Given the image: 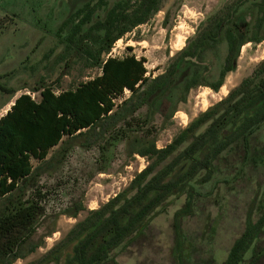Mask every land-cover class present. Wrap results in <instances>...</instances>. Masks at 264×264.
Masks as SVG:
<instances>
[{"label":"trees","instance_id":"obj_1","mask_svg":"<svg viewBox=\"0 0 264 264\" xmlns=\"http://www.w3.org/2000/svg\"><path fill=\"white\" fill-rule=\"evenodd\" d=\"M166 1L89 0L58 30L71 25L66 43L74 46V55L85 59L87 67H98L100 75L59 93L48 86L36 87L30 92L39 94L38 101L22 94L0 117V264L25 259L55 232L51 222L45 233H38L46 220V192L40 181L58 172L75 148L95 149L105 166L109 152L125 143L127 154L146 159L147 165L124 190L88 211L59 243L30 264L113 263L114 253L143 235L171 200L184 196L173 225L172 250L180 258L178 224L193 213L200 197L195 187L214 181L216 163L228 152L241 155L237 176L245 165L258 161L250 140L264 127V60L161 149L155 146L156 130L151 124L155 116L168 122L193 89L217 93L235 72L242 47L264 42V0H224L155 77H146L143 57L102 59L117 41L149 22ZM168 18L169 11L163 28ZM125 91L128 97H123ZM2 92L10 97L16 93ZM54 163L52 172L45 171ZM82 211L77 201L63 215L75 219ZM261 211L256 222L247 220L222 264H242L259 241L264 233V206Z\"/></svg>","mask_w":264,"mask_h":264},{"label":"rangeland","instance_id":"obj_2","mask_svg":"<svg viewBox=\"0 0 264 264\" xmlns=\"http://www.w3.org/2000/svg\"><path fill=\"white\" fill-rule=\"evenodd\" d=\"M88 1L0 0V106L10 99L2 89L18 91L16 96L30 95L37 101L39 94L30 92L36 87L48 86L59 93L100 75L98 67H87L85 59L74 55V46L66 43L71 25L58 30ZM223 3L224 0H167L149 22L117 41L102 59L130 54L143 57L146 77H155L166 69L168 59L183 48L197 25ZM168 11L167 26L163 28L164 15ZM262 60L264 42L243 46L235 72L225 78L217 93L205 88L193 89L186 103L178 106L168 122L163 123L155 116L151 125L156 130V148L168 145L189 121L225 98ZM128 96L125 91L123 97ZM1 115H4L3 110ZM58 148L52 149L47 159ZM125 148V143L114 147L107 155L105 166L99 162L95 149L75 148L58 172L51 176L46 174L41 179L40 185L46 192L43 203L46 220L38 233H45L51 222L55 232L45 238L33 254L14 264L39 260L75 223L82 221L88 211L98 209L129 185L145 168L147 160L135 154L128 155ZM250 148L257 152L258 161L245 165L240 176L237 171L242 165L241 155L228 152L216 163L218 174L214 181L195 187L200 197L196 198L193 213L185 215L178 224L182 240L180 258L178 252L172 250L176 242L173 225L175 212L185 202L184 196L171 200L150 222L143 235L114 253L113 263L109 264H222L247 220L256 222L264 206V127L252 136ZM32 164L36 166L35 162ZM55 166V163L51 169L45 166V171L52 172ZM103 166V173H99ZM77 201L81 202L84 211L75 219L63 215ZM252 249L244 255L242 264H264V233ZM254 255L257 256L255 261Z\"/></svg>","mask_w":264,"mask_h":264},{"label":"crops","instance_id":"obj_3","mask_svg":"<svg viewBox=\"0 0 264 264\" xmlns=\"http://www.w3.org/2000/svg\"><path fill=\"white\" fill-rule=\"evenodd\" d=\"M17 92L18 91H16V95H17ZM14 94V96H12V97H10V99H7V101H5L1 106H0V111L1 110H3V113L5 114L6 113V111H8L9 109H10V107L13 105V103H14V101H15V99H17L20 95H18V96H16ZM22 95V94H21ZM38 101V100H37ZM0 117H2V115L0 116Z\"/></svg>","mask_w":264,"mask_h":264}]
</instances>
